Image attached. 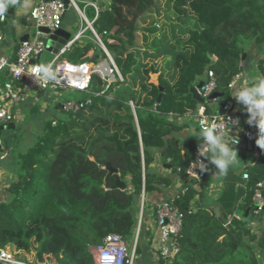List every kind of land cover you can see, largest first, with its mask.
I'll return each mask as SVG.
<instances>
[{"label": "trees", "instance_id": "1", "mask_svg": "<svg viewBox=\"0 0 264 264\" xmlns=\"http://www.w3.org/2000/svg\"><path fill=\"white\" fill-rule=\"evenodd\" d=\"M182 1L185 13L174 19L162 15L163 0H108L99 11L92 25L99 34L105 31L103 44L122 79L115 77L106 86L92 74L88 91L79 99L82 107L55 122H44L19 154L18 182L7 187L9 198L0 202V248L9 246L27 262L94 264L90 247L105 234L133 238L138 221L134 207L142 191L167 183L148 168L154 147L140 143L138 102L150 100L152 92L157 96L159 87L164 96L167 87L177 86L197 50L217 57L213 63L200 62L193 82L204 68L213 71L216 81L227 82L240 70L237 62L247 47L264 43V0ZM212 40L229 51L219 55ZM63 56L72 62L106 58L98 44L82 40ZM149 71L159 73L158 85L148 82ZM226 96L220 98L222 103ZM216 100L201 104L206 113ZM158 117L159 134L170 135L161 148L163 159H169L173 171L176 166L184 168L200 142L198 135L184 138L179 147L172 134L182 127L169 121L166 113L158 112ZM246 171L241 210L252 208L253 188L264 178V158ZM116 180L124 181L126 189L118 188ZM194 196L195 190L186 185L173 198L183 221L180 251L172 264L235 263L241 235L230 230L231 225L224 226L216 213L192 209ZM227 197L224 191L219 198L223 208L233 205ZM140 234L141 226L135 254ZM17 249L32 250L36 260H27Z\"/></svg>", "mask_w": 264, "mask_h": 264}, {"label": "crops", "instance_id": "2", "mask_svg": "<svg viewBox=\"0 0 264 264\" xmlns=\"http://www.w3.org/2000/svg\"><path fill=\"white\" fill-rule=\"evenodd\" d=\"M91 1H96L102 6L108 2V0ZM34 2L35 0H23L19 3L14 8L12 24L9 23V18L6 16L5 24L2 27L3 40L0 43V53L10 56L12 59L15 57L20 38L28 34L31 23L28 19V12ZM67 11L68 9L62 18L61 27L70 29L72 32V23L65 19ZM70 12L73 13L75 11L71 10ZM22 19L24 20L22 21ZM80 23H82L81 19ZM81 40L89 41L90 39L84 36ZM212 42L216 45L215 48H218L217 53L219 55L229 51L225 47L219 48L217 40H212ZM194 45H197V43L194 42ZM216 57L215 53L206 56L197 50L194 59L186 63L180 82L175 87H167L166 94L161 97L160 102L156 101L157 96L154 92L149 94L150 100L138 102L141 110L135 117V120L138 131L142 130V134H139L140 143H149L154 147L152 160L148 168L151 172L166 179L167 183L158 184L157 189L142 191L134 207L138 219L140 216L139 225L141 226L139 238L141 241L138 242L139 247L135 256L136 264H161L158 256L159 233L155 224V211L158 205L165 200L173 199L186 185H191L192 189L195 190L194 199L190 204L192 209L204 207L210 212L216 213L219 218L222 216L223 220L220 219L223 223L224 221H229L226 226L231 225L230 230L233 229L241 235L239 247L235 251L237 259L235 263L264 264V248L260 243L261 237L264 239V210L255 212L253 208H247L253 212L245 216L244 212L246 209L241 210L239 208V204L246 194L245 184L247 181L242 179L241 173L246 171L247 167L254 165L259 157L264 158V149H261L257 145L261 140H264V135H261V133H264V128H258L256 125L259 133L257 139L252 143V149H248L246 143L243 149H235L236 145L233 146L237 152V160L224 175L218 174V169L208 164L209 170L205 171L204 177L201 180L188 178L181 173L173 171L166 162L168 159L165 161L161 155L164 139L170 138V135L159 134L158 112L166 113L169 121L182 127L179 131L172 134L179 147H181V142L184 138L194 134L198 135L197 118L202 108L204 110V107L201 106L202 103L192 99L189 89L206 78V68H204L202 74H198V76H201L200 79L196 83L193 82L194 77H197L195 70L200 66V62L204 60L208 61V63H213ZM237 65L240 67L238 71L240 75L232 87L228 86L231 78L227 82L217 81V87L214 91L219 94L215 99H212L217 100L211 105L209 113L220 109L224 103L221 102L220 98L227 94L226 101L230 100L232 102L233 108L240 118L242 129L247 130L244 122L245 119H248V113L245 110L247 105L237 101L235 95L240 88L253 84L255 77L264 74V43L250 44L244 54L239 57ZM155 76L158 78V82H160L158 72L156 75H153V77ZM8 78L9 76L6 72H0V107H5L12 112V122L14 123V127H8L7 123L0 122V138L2 140V147H0V202L6 201L9 198L7 187L11 183L18 182L19 154L26 151V146L31 143V139L35 133L42 129L44 122H55L60 118L51 116V112H49V106L52 104L55 106V109L60 111V102L56 98H53L54 95L51 92L29 90L24 93L25 97L22 100L13 102L4 99L2 97L3 82ZM67 92L77 94V98H80L82 95V92L69 90L60 96H66ZM31 122H33V125H31ZM224 138L227 139L228 137ZM242 140L246 141L245 139ZM260 181L264 182V178ZM239 187L243 189V193L239 196L237 202H235ZM224 191H227L228 199L232 198L233 205L231 207L226 206L223 208L220 203L219 198ZM17 252L22 253L29 261L36 260L32 250L17 249ZM53 260L55 261L54 258Z\"/></svg>", "mask_w": 264, "mask_h": 264}, {"label": "built area", "instance_id": "3", "mask_svg": "<svg viewBox=\"0 0 264 264\" xmlns=\"http://www.w3.org/2000/svg\"><path fill=\"white\" fill-rule=\"evenodd\" d=\"M83 3L80 8L78 3ZM108 3V2H107ZM105 6V5H104ZM96 1L84 0H35L33 6L28 12V19L31 21L28 36L26 40L20 41L15 52V57L0 53V72H6L9 76L3 82L2 97L10 101H19L24 99L25 92L29 90L47 91L53 93L54 96H60L62 93L72 90L76 92L88 91L90 77L92 74L98 75L105 81L108 86L115 77L122 79V76L112 61V58L103 44L102 35L93 27V21L97 18L99 11L104 7ZM90 7L93 16L89 19L86 15V8ZM72 8L80 17L83 27H80L75 33L71 32V36L64 45L54 54V57L48 63H52L53 70L56 72V80L45 83L37 80L33 74V68L40 65L39 58L46 51L47 34L39 30V27H45L50 32L62 26V18L65 11ZM6 15L0 17V43L3 40L2 27L5 24ZM89 31L90 40L97 43L105 54L106 58L98 62H72L67 60L63 55L68 52L71 46L84 37L85 32ZM47 63V64H48ZM107 64L108 73L102 72V65ZM240 73H235L231 77L228 84L232 87ZM217 87V81L212 70L206 71V78L203 84L197 89L198 94L206 99ZM83 105L80 100H65L60 103L59 108L62 114L76 113ZM232 119L239 120V126L231 127L228 133L230 142L237 145L242 139H252L255 141L257 135L252 136L247 130L242 129L239 116L236 114L232 102L225 101L219 110L213 113H206L203 108L199 112L197 118V126L199 133L209 126H215L219 132L227 133V125L225 120L231 124ZM13 120V114L5 107H0V122L9 123ZM226 136V137H228ZM201 142V141H200ZM199 142V143H200ZM0 147L2 140L0 138ZM198 156V144L196 145L193 156L188 164L182 168L176 166L175 171L182 173L188 178L201 180L205 172H201L198 168H192L191 162L196 160ZM204 160V158H200ZM169 161V159H168ZM244 180L248 179L247 171L241 173ZM252 208L255 212L264 210V182L258 181L252 191ZM155 224L159 233L158 256L161 264H172L180 251V234L182 229L183 214L179 207L174 204L173 199L163 201L155 211ZM140 223V216H139ZM139 223L136 227L133 238L127 240L121 234L107 233L99 243L90 247V252L94 264H136L135 249L138 239ZM229 221H224V225H228ZM0 264H53L46 262H27L18 257L8 246L0 248Z\"/></svg>", "mask_w": 264, "mask_h": 264}, {"label": "clouds", "instance_id": "4", "mask_svg": "<svg viewBox=\"0 0 264 264\" xmlns=\"http://www.w3.org/2000/svg\"><path fill=\"white\" fill-rule=\"evenodd\" d=\"M15 4H17V0H0V17H4L10 5ZM33 74L37 80H42L45 83L56 80V72L53 70L52 63L34 67ZM235 99L247 105L245 109L248 113L247 122L249 124L254 122L258 128H264V74L255 77V82L250 86L240 88ZM225 123L228 126L227 133L219 132L215 126H209L198 134L201 142L198 143L197 159L191 162L192 168H198L201 172H205L209 170L208 164H211L218 169V174L224 175L228 172L229 167L236 162L237 152L233 147L235 144L230 142L231 136H228V133L230 126L238 128L239 120L232 119L231 124L225 120ZM226 136H228L227 139L224 138ZM257 145L264 149V140H261ZM201 157L204 160H201Z\"/></svg>", "mask_w": 264, "mask_h": 264}, {"label": "water", "instance_id": "5", "mask_svg": "<svg viewBox=\"0 0 264 264\" xmlns=\"http://www.w3.org/2000/svg\"><path fill=\"white\" fill-rule=\"evenodd\" d=\"M23 0H17V4L15 5H11L12 8H15L19 3H21ZM66 2V0H65ZM24 19H22L23 21ZM39 30L42 31L43 33L47 34V38H46V47L45 50L52 52L53 54L57 53L58 50L62 47V45L65 44V42L69 39V37L71 36V31L70 29H66L63 27H60L52 32L49 31V29L45 28V27H39ZM27 34L23 35L20 38V41L26 40L27 38ZM203 84V81H199L195 86L190 87L189 91L191 94V97L193 100L199 102V103H203L205 101H209L212 99H215L219 93L213 91L212 93H210V95L206 98L203 99L197 92V89L200 88ZM162 87H159V93L157 95L156 101L160 102L161 96H162ZM60 105V103H59ZM248 119H245L244 122L246 124L247 127V131L252 135V136H256L257 135V128H256V124L253 122L252 124H249L247 122ZM8 127H14V123L13 122H9L6 124ZM245 143L247 144V148L248 149H252V139H247L246 141L244 140H240L239 143L236 145L235 149H243V147L245 146ZM104 166L108 169H110V171L114 172L115 170H113L109 163H104ZM116 186L118 188H120L121 190L126 189V183L124 181H118L116 180ZM243 193V189L241 187L238 188L237 193H236V199L235 202H237L239 196H241V194ZM252 210L250 209H246L244 212V215L246 216L248 213L252 214ZM220 218L223 220V217L220 216ZM232 264H241V263H232Z\"/></svg>", "mask_w": 264, "mask_h": 264}, {"label": "rangeland", "instance_id": "6", "mask_svg": "<svg viewBox=\"0 0 264 264\" xmlns=\"http://www.w3.org/2000/svg\"><path fill=\"white\" fill-rule=\"evenodd\" d=\"M164 4H165V8L162 11V15L165 16L166 18L169 19H174L176 17L177 14H184L185 10L182 8L183 6V1L182 0H163ZM80 8H83V3L79 2L78 3ZM11 6V5H10ZM73 10L72 8H68V11L66 13L65 19L67 21H69L70 23H72V33H75L76 31L79 30L80 27H83V23H80V18L79 15L75 14V12L71 13L70 11ZM86 15L89 19L92 18L93 16V11L90 7L86 8ZM92 15V16H91ZM7 16L9 18V23L12 24L13 23V18H14V9H8L7 12ZM85 38H89L90 39V33L89 31L85 32ZM92 42V40H89ZM97 44V43H96ZM54 57V54L52 52L49 51H44L41 55L40 58V63L41 64H47L49 61H51V59ZM148 78V82L150 83H156L159 84L158 82V78L155 76L153 77V75H156L155 73H152V71H149L148 73L146 72ZM67 92L66 96H53V98H56L58 102H63L65 100H79L80 98H77V94H72ZM55 106L52 104L51 106H49V112H51V116L53 117H60L62 118V116H65L64 114H61V112L57 109L54 108ZM31 125H33V122H31ZM139 223V219L137 221V225ZM140 226V225H139ZM141 240H139L140 242ZM8 247V246H7Z\"/></svg>", "mask_w": 264, "mask_h": 264}, {"label": "bare ground", "instance_id": "7", "mask_svg": "<svg viewBox=\"0 0 264 264\" xmlns=\"http://www.w3.org/2000/svg\"><path fill=\"white\" fill-rule=\"evenodd\" d=\"M108 71H109L108 66H107V64L104 63V64L102 65V72H103V73H108Z\"/></svg>", "mask_w": 264, "mask_h": 264}]
</instances>
